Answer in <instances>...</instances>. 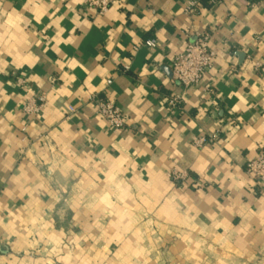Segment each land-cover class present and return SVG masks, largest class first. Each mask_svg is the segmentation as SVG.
<instances>
[{
    "label": "crops",
    "instance_id": "crops-1",
    "mask_svg": "<svg viewBox=\"0 0 264 264\" xmlns=\"http://www.w3.org/2000/svg\"><path fill=\"white\" fill-rule=\"evenodd\" d=\"M188 1L100 14L87 0H0V264H264V188L245 171L264 147V0L186 14ZM204 33L211 68L172 81L173 55ZM38 96L40 113H24Z\"/></svg>",
    "mask_w": 264,
    "mask_h": 264
},
{
    "label": "built area",
    "instance_id": "built-area-1",
    "mask_svg": "<svg viewBox=\"0 0 264 264\" xmlns=\"http://www.w3.org/2000/svg\"><path fill=\"white\" fill-rule=\"evenodd\" d=\"M113 0H87L89 6L95 7L100 14L107 11ZM223 0H189L184 6V13L193 14L202 5L203 2L209 5H214ZM155 39H147L144 45L150 48H155ZM215 56L214 50L209 46V34L204 33L197 35L192 42L187 43L183 51L173 55L171 60V80L179 82L185 87L196 85L202 77L211 68ZM111 77L106 80V84L110 85ZM89 101L94 105L95 114L103 120L109 127L121 129L125 125V115L111 101L106 98L90 96ZM44 102L43 96L30 98L23 105V112L30 116H36L40 113L41 106ZM168 103L171 106H176L180 103L178 95H171L168 98ZM70 112H75L73 106H68ZM194 144L200 146L204 142V138L193 140ZM245 171L253 181V185L259 188H264V147H261L256 155L248 160L245 165ZM168 177L176 183L184 182L186 175L184 172L172 170Z\"/></svg>",
    "mask_w": 264,
    "mask_h": 264
}]
</instances>
